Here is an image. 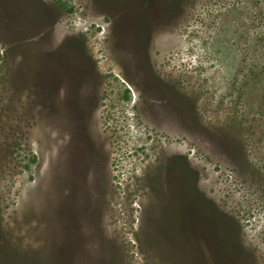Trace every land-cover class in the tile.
Instances as JSON below:
<instances>
[{
  "label": "rangeland",
  "instance_id": "1",
  "mask_svg": "<svg viewBox=\"0 0 264 264\" xmlns=\"http://www.w3.org/2000/svg\"><path fill=\"white\" fill-rule=\"evenodd\" d=\"M4 73L0 264H264V0H0Z\"/></svg>",
  "mask_w": 264,
  "mask_h": 264
},
{
  "label": "trees",
  "instance_id": "2",
  "mask_svg": "<svg viewBox=\"0 0 264 264\" xmlns=\"http://www.w3.org/2000/svg\"><path fill=\"white\" fill-rule=\"evenodd\" d=\"M6 81L8 82V79L6 77V74L4 73V76H2V78L0 77V95H1V98H0V122H3L2 121L3 117H1V116L4 114V103H5L4 102V90H6V88H7Z\"/></svg>",
  "mask_w": 264,
  "mask_h": 264
}]
</instances>
